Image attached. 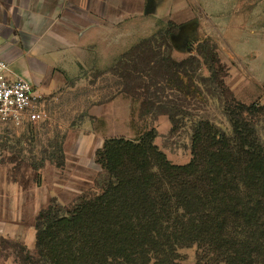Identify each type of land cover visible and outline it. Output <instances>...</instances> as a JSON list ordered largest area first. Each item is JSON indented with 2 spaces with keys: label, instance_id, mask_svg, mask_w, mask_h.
I'll use <instances>...</instances> for the list:
<instances>
[{
  "label": "trees",
  "instance_id": "1",
  "mask_svg": "<svg viewBox=\"0 0 264 264\" xmlns=\"http://www.w3.org/2000/svg\"><path fill=\"white\" fill-rule=\"evenodd\" d=\"M176 26L139 40L112 70L142 116H168L173 132L190 129L191 160H170L156 128L107 138L96 151L107 174L102 190L42 208L34 252L9 239L23 264H188L180 250L195 246L194 264H264V103L232 96L211 37L177 59ZM204 91L223 100L231 132L196 115L191 101Z\"/></svg>",
  "mask_w": 264,
  "mask_h": 264
},
{
  "label": "rangeland",
  "instance_id": "2",
  "mask_svg": "<svg viewBox=\"0 0 264 264\" xmlns=\"http://www.w3.org/2000/svg\"><path fill=\"white\" fill-rule=\"evenodd\" d=\"M123 2L125 19L119 29L109 28L107 42L94 49L93 61L81 63L79 68L71 52L62 63L63 70H57L48 55L32 53L16 65L19 70H28V79L47 96L49 115L46 121L22 128L0 122L3 159L13 165L14 178L21 179L29 191L31 228L21 243L31 252L35 250L36 217L52 199L70 205L81 196L102 190L107 174L96 161V151L107 138H134L156 128L155 141L170 160H191L190 129L173 132L168 116H142L140 101L123 91V80L112 70L120 55L142 38L164 29L170 21L179 24L170 40L173 55L183 59L196 54L201 39L211 37L228 68L225 83L232 96L247 104L264 103V0ZM152 4L157 5L154 11ZM202 73L208 75L207 69ZM204 93L191 101L196 115L231 132L223 100ZM261 133L264 137V126ZM9 239L0 236V259L12 257L23 264L19 248L10 244L20 241ZM180 252L185 263L198 260L196 246Z\"/></svg>",
  "mask_w": 264,
  "mask_h": 264
},
{
  "label": "crops",
  "instance_id": "3",
  "mask_svg": "<svg viewBox=\"0 0 264 264\" xmlns=\"http://www.w3.org/2000/svg\"><path fill=\"white\" fill-rule=\"evenodd\" d=\"M124 19L123 0L115 4L113 0H0L2 54L27 78L30 72L16 65L32 53L48 55L51 65H56L52 68L63 70L62 63L72 52L80 68L81 63L93 61L95 47L107 42L109 28L119 29ZM13 169L0 150V236L23 241L31 228L29 191L14 178ZM0 264L17 263L9 257L0 259Z\"/></svg>",
  "mask_w": 264,
  "mask_h": 264
},
{
  "label": "built area",
  "instance_id": "4",
  "mask_svg": "<svg viewBox=\"0 0 264 264\" xmlns=\"http://www.w3.org/2000/svg\"><path fill=\"white\" fill-rule=\"evenodd\" d=\"M46 97L3 56L0 40V122L22 128L46 121Z\"/></svg>",
  "mask_w": 264,
  "mask_h": 264
},
{
  "label": "water",
  "instance_id": "5",
  "mask_svg": "<svg viewBox=\"0 0 264 264\" xmlns=\"http://www.w3.org/2000/svg\"><path fill=\"white\" fill-rule=\"evenodd\" d=\"M150 1H151V0H149V4H150ZM152 6H153V4H152ZM151 8H152V7H151ZM146 12H147V13H149V10H148V8H147Z\"/></svg>",
  "mask_w": 264,
  "mask_h": 264
}]
</instances>
